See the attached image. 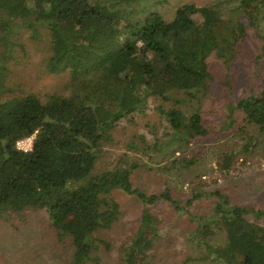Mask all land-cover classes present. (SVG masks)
Wrapping results in <instances>:
<instances>
[{"label":"trees","instance_id":"obj_1","mask_svg":"<svg viewBox=\"0 0 264 264\" xmlns=\"http://www.w3.org/2000/svg\"><path fill=\"white\" fill-rule=\"evenodd\" d=\"M233 1L201 8L185 3L166 19L161 7L169 0H0V216L45 209L58 233L73 237L72 264H96L99 244L109 245L93 233L118 220L115 192L124 191L145 205L167 202L188 214L196 224L189 237L199 253L191 260L264 264V206L235 204L219 189L194 190L184 203L169 189L149 193L133 181L145 165L139 161L123 160L95 172L122 120L144 113L151 99L169 100L176 90L190 97L207 90L214 76L206 59L216 53L230 63L238 54L234 19L256 10L251 21L264 38V0ZM23 35L45 40L42 66L65 77L62 90L41 97L12 85ZM263 56L264 46L257 59ZM236 107L264 132V77L259 90ZM165 117L169 143L189 144L209 134L199 110L171 107ZM32 135V150L17 148L18 140ZM160 146L155 142L154 148ZM236 156L225 153L221 168L229 171ZM178 164L189 167L184 159L172 162ZM204 199L216 202L208 213L194 214L195 201ZM160 222L144 210L124 256L127 264H154L150 240L159 235ZM221 232L223 242L217 240Z\"/></svg>","mask_w":264,"mask_h":264},{"label":"rangeland","instance_id":"obj_2","mask_svg":"<svg viewBox=\"0 0 264 264\" xmlns=\"http://www.w3.org/2000/svg\"><path fill=\"white\" fill-rule=\"evenodd\" d=\"M215 1L169 0L161 11L166 19H171L179 5L194 3L201 8L209 7ZM232 2L224 0L228 5ZM255 13L256 10L251 9L244 18L234 19L239 28L236 37L239 50L230 63H225L216 53L206 59L214 78L205 92L190 97L183 90H176L169 100L151 99L144 113L136 112L122 120L112 132L113 142L105 145L95 172L113 168L119 161H139L145 165L134 172L133 181L149 193L169 189L175 199L184 203L194 190L219 189L228 193L235 204L263 207L264 132L247 122L236 107L241 98L259 90L264 77V56L257 59L264 38L259 36L251 21ZM38 37L40 40L29 35L19 38L24 43V50L17 45L18 59L12 85L17 83L26 91L44 97L52 91L62 90L65 77L44 70L41 61L45 40ZM177 98L183 100L176 102ZM171 107L187 112L199 110L209 134L189 144L183 141L169 143L171 130L165 111ZM155 142L161 146L154 148ZM225 153L237 155L229 171L221 168ZM175 159L189 161V167L172 166ZM115 197L121 205L118 220L110 228L93 233L96 240L106 241L109 245L99 244L96 264H127L124 256L139 232L146 209L161 220L159 235L154 239L150 236L154 264H210L191 260L199 253L189 237L196 224L187 213L176 211L167 202L145 205L136 195L124 191L115 192ZM215 202L216 199L195 201L192 212L206 214ZM224 237L221 232L217 240L223 242ZM74 251L72 235L59 234L45 209L28 208L0 216V264H72Z\"/></svg>","mask_w":264,"mask_h":264},{"label":"built area","instance_id":"obj_3","mask_svg":"<svg viewBox=\"0 0 264 264\" xmlns=\"http://www.w3.org/2000/svg\"><path fill=\"white\" fill-rule=\"evenodd\" d=\"M34 135L17 141V148L23 151H30L33 147Z\"/></svg>","mask_w":264,"mask_h":264}]
</instances>
